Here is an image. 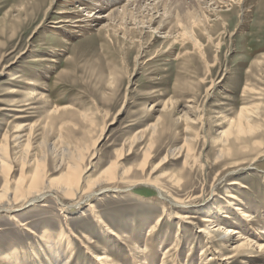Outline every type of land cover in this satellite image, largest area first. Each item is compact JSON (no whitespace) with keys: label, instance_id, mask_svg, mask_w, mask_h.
Returning <instances> with one entry per match:
<instances>
[{"label":"rangeland","instance_id":"374dc122","mask_svg":"<svg viewBox=\"0 0 264 264\" xmlns=\"http://www.w3.org/2000/svg\"><path fill=\"white\" fill-rule=\"evenodd\" d=\"M127 1L0 0L10 185L41 160L61 178L78 153L84 188L114 162L129 169L87 200L54 191L1 209L0 260L264 264V0H157L111 15ZM246 117L250 143L222 137ZM4 182L0 172V192Z\"/></svg>","mask_w":264,"mask_h":264},{"label":"bare ground","instance_id":"6f19581e","mask_svg":"<svg viewBox=\"0 0 264 264\" xmlns=\"http://www.w3.org/2000/svg\"><path fill=\"white\" fill-rule=\"evenodd\" d=\"M119 1H121V0H114V5H117L119 3ZM153 1L156 3L157 0H130V1H127L126 5H123V9L120 10L119 7L114 9L111 12L112 13L111 15L113 16V15H116L117 13L120 14L121 12L128 11V10L131 11L132 5L133 6L138 5L139 9L144 8L146 10H148V9L152 10L151 7H153L152 6ZM200 1H205V0H200ZM232 1H234V0H232ZM134 18H135V16H134ZM61 19H63V18H61ZM68 19L70 20V18H68ZM64 20H65V18H64ZM61 21H63V20H61ZM76 21H78V20H76ZM65 23H67V22L65 21ZM77 23H79V22H77ZM243 113H245V111H243ZM252 121L253 120L251 118L246 117L245 119L241 118V120L238 123H235V124L231 123L229 128L226 129L225 131H223L222 137L226 136V135H228V136L234 135L236 140L242 141L246 144L250 143L251 140L248 137H249V135L254 134L255 130H256L254 123ZM187 122H189V121H187ZM187 129H190V126H188ZM17 136H18L17 139L19 140L21 138V136L20 135H17ZM223 142H224V145H226L228 143L227 140H225V139L223 140ZM261 145L262 144L259 142H256L253 144V146H261ZM59 150H61V149H59ZM8 151L9 150H8L7 145H2L0 147V172H3L4 181H5L3 188L0 192V210L1 209L9 210L12 208V205L16 201L26 200L28 197H30V198L28 199L27 202L32 203V202L36 201V199L37 200H38V198L41 199L45 195H49V194L53 193L54 191H57L58 193L66 196L68 198H71L72 200L78 199L80 193H82V192L83 193H89L86 197V200H87L88 198L95 195L97 190H102L103 189L102 185L105 182H109L111 180H114L115 178H117L118 175H119V178L123 181L125 175L129 171L128 168L125 170L119 171L115 162H114L109 167H107L106 169L103 170V172L100 174V177L97 180H92L91 182L88 183L87 187L84 188L82 186V173H83V171H82L81 163H79V161L82 159V155L80 153H78L77 155L70 156V159H71L70 163H64V158L63 157L61 158V165L64 163L63 167H64V165L67 166V170L64 172V175L61 178L56 179V178L45 177V175L43 174L44 169L42 168V165H43L42 163H44V161L41 160L38 162L37 167H36V169H34L35 171L33 172V174L31 176H29V180L27 179L25 174L22 173L20 178L18 180L14 181V186L12 187L10 185V179H9L12 161L10 160ZM221 156L222 155L220 154L219 158H221ZM149 157H150V149L148 148L145 152V163H143L141 165L142 168H145V166L147 164V160ZM22 159H23V163H25L26 157H23ZM116 174H118V175H116ZM147 181L154 182L153 184L159 185L158 180H154V181L147 180ZM26 183H28V185H26ZM29 195H31L32 197ZM114 196H117V194L115 193ZM82 200L83 199L78 200L75 203V205H79L82 202ZM234 204L235 203L233 202L232 206ZM242 215L245 216L247 214L244 213V211L242 210ZM186 217H188V216H186ZM14 220L18 221V219L16 217H14ZM100 221H101V225H103L104 228H106V229L109 228V225L105 221H103L102 219H100ZM205 221H208V220H205ZM204 228H201L200 231H203ZM224 231H225L226 235L229 233H234V234L237 233V231L234 230L235 232H233L232 230H230L228 228L225 229ZM61 236L62 237L65 236L64 232L61 234ZM229 238H232V237H229ZM52 244H53V240H50V242H48V246L51 245L53 252L56 253V249L54 247V244L53 245ZM250 244H251V242L249 240H246V241L243 240L241 243H239L237 245L236 249L246 247L247 245H250ZM218 245H219V240H214L213 246H218ZM259 247L264 250V243H260ZM56 257L59 260L61 259L60 255L58 256V254H56ZM101 259L99 258L98 260H101ZM0 264H5L3 259L0 260Z\"/></svg>","mask_w":264,"mask_h":264}]
</instances>
